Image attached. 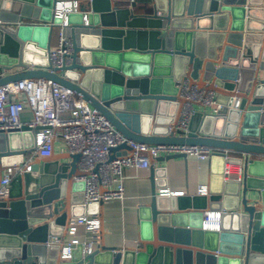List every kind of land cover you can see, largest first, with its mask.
<instances>
[{
    "label": "water",
    "instance_id": "95a60500",
    "mask_svg": "<svg viewBox=\"0 0 264 264\" xmlns=\"http://www.w3.org/2000/svg\"><path fill=\"white\" fill-rule=\"evenodd\" d=\"M0 0V86L21 79L56 82L96 108L127 139L156 144L201 145L220 166L207 195H158L152 172L150 201L138 208L140 246H105L69 261L59 258L70 217L84 215L70 191L80 154L70 162L34 161L13 178L0 198V264H264V0H146L143 7L114 0H76L66 16L71 63L48 65L47 51L59 18L58 2ZM20 68V70H16ZM214 90L223 104L196 111L186 135L175 124L184 98L178 82ZM237 107H234L235 103ZM198 120V122L196 121ZM34 132H0V175L34 150ZM109 159L125 155V143ZM184 155L160 156L161 159ZM225 163L242 166L240 181H223ZM82 195V194H81ZM102 202L89 205L102 219ZM221 210L218 230H203L208 208ZM78 209H81L78 212Z\"/></svg>",
    "mask_w": 264,
    "mask_h": 264
},
{
    "label": "built area",
    "instance_id": "2783aa9c",
    "mask_svg": "<svg viewBox=\"0 0 264 264\" xmlns=\"http://www.w3.org/2000/svg\"><path fill=\"white\" fill-rule=\"evenodd\" d=\"M135 0H128L129 6ZM53 16L59 18L57 23V42L47 51L48 65L59 68L71 63L72 40L66 33V16L77 12L78 2H58ZM20 24V23H18ZM17 23L0 25L10 31L18 27ZM178 95L184 98L178 118L170 129L179 130L183 135L188 132V125L196 112L194 105L211 108L212 113L220 110L223 104L217 101L214 90L196 85H190L186 77L178 82ZM235 103L234 107L238 106ZM29 112V120L22 119V113ZM28 126L34 132V150L20 164L5 167L0 175V198L9 193L14 177L27 170L36 158H46L52 155L54 142L61 141L64 150L70 154L79 153L78 168L80 173L72 177L73 182L83 183L81 190L82 204L85 213L70 217L63 228L61 237H52L46 244L60 245L59 258L69 261L76 248H80V257L84 259L98 248L100 243L101 218L97 209L88 211L89 205L105 203L110 200L124 198V169L147 168L151 161L160 156L184 155L198 160L210 158L212 149L201 145L156 144L136 142L124 137L96 108L90 106L84 99L71 90L47 79H21L0 86V132L21 130ZM131 148L129 153L119 155L110 160L111 148L120 144ZM242 166L236 163H225L222 169L223 181H240ZM158 195H182L170 192L168 188L157 191ZM207 195L206 185H200L197 195ZM221 222V212H206L202 220L203 229L218 230ZM79 228L82 232H79ZM82 264H87L84 260Z\"/></svg>",
    "mask_w": 264,
    "mask_h": 264
},
{
    "label": "crops",
    "instance_id": "0c3cea01",
    "mask_svg": "<svg viewBox=\"0 0 264 264\" xmlns=\"http://www.w3.org/2000/svg\"><path fill=\"white\" fill-rule=\"evenodd\" d=\"M146 0H135L131 7H143L142 2ZM115 5L129 6L128 0H114ZM57 42V29L53 30L50 47H54ZM16 70H20L17 68ZM196 111H211V108H204L199 104L194 105ZM23 120H29L31 114L24 111ZM198 122V120H196ZM54 150L49 160H59V162H70L71 159L63 157L65 152L61 141L54 142ZM42 161L36 158L34 161ZM33 161V162H34ZM220 166L218 159L198 160L192 157H174L153 159L151 165L147 168H125L124 179V198L123 200H110L102 205L101 226L103 229V242L105 246L133 248L140 246L138 208L150 201L151 197V173H156L158 186L156 191L162 188H168L170 192L182 193V195H196L200 185L210 187L211 175L214 170ZM70 198L75 202L82 200L79 189L70 191ZM93 209V208H92ZM81 209H78L80 212ZM218 207L208 208L206 212L219 211ZM85 211V210H84ZM221 212V211H220ZM214 231L215 229H203ZM79 232L82 229L79 228ZM87 263V262H86Z\"/></svg>",
    "mask_w": 264,
    "mask_h": 264
}]
</instances>
